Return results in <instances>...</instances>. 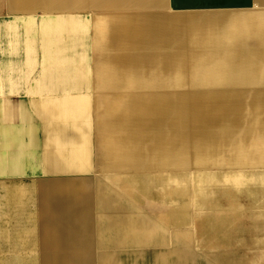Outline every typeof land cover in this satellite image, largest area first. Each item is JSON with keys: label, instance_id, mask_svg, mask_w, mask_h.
Instances as JSON below:
<instances>
[{"label": "crops", "instance_id": "1", "mask_svg": "<svg viewBox=\"0 0 264 264\" xmlns=\"http://www.w3.org/2000/svg\"><path fill=\"white\" fill-rule=\"evenodd\" d=\"M3 1L0 11L17 15L0 26V264H264V168L258 178L219 166L201 173L141 154L150 139L176 128L155 122L164 114L122 106L146 97L152 90L140 91L152 81L114 75L129 66L120 57L150 52L113 44L106 27L116 5ZM165 2L176 12L264 5ZM37 10L39 23L22 15ZM89 163L105 175L95 186L63 177L11 182L27 171L86 174Z\"/></svg>", "mask_w": 264, "mask_h": 264}, {"label": "bare ground", "instance_id": "2", "mask_svg": "<svg viewBox=\"0 0 264 264\" xmlns=\"http://www.w3.org/2000/svg\"><path fill=\"white\" fill-rule=\"evenodd\" d=\"M9 2L51 4L59 7L66 2H79V0H9ZM92 2L116 5V17L111 21V25L106 27L114 41L113 44L116 43L121 48L136 47L150 50L148 53L118 59L132 65L130 72L125 71L120 74L151 79L152 87L148 85V88L141 90L143 92L149 89L152 91L180 89L187 84V82L179 84L180 79L199 74L196 66L199 57L208 54L212 48L237 43L235 37L218 31L223 27V18L212 13L209 15L205 12L187 19H176L174 17L177 15L168 17L162 13L164 12L162 9L167 8L165 0H92ZM149 11H156L157 14L149 13ZM101 24L103 23H99L98 29L103 31L105 27ZM253 41L257 45H264V31H260ZM169 48H186L185 54L190 61L195 62L192 63L195 65L189 67L184 63L175 73H171L168 71L170 64L166 62L168 57L166 50ZM204 74L211 77L216 75L224 77L219 82H226L229 78H239L248 82L254 80V76H246L251 74L249 72L227 73L212 70L210 74ZM262 76L264 77V74ZM167 81L175 83H167ZM121 102L122 106L136 107L138 112L164 114L165 117L155 120L163 127L184 124L192 128L188 139L193 145L186 151L177 150L171 143L174 138L172 134L150 139L157 145V152L162 158L178 159L187 167L199 169V167L212 166L217 162L230 167L238 161L245 163L247 157L258 154V148L253 144L241 147L232 143L235 140L243 141L245 138L235 139L225 133L208 130V128H214V125L228 126L246 121L264 122V110L250 109L236 96L234 98L226 96L225 100H218L215 94L181 92L171 99L170 95H152L151 93L146 97H137L133 101Z\"/></svg>", "mask_w": 264, "mask_h": 264}, {"label": "rangeland", "instance_id": "3", "mask_svg": "<svg viewBox=\"0 0 264 264\" xmlns=\"http://www.w3.org/2000/svg\"><path fill=\"white\" fill-rule=\"evenodd\" d=\"M4 0L3 2H6ZM243 8H251L250 10H181V11H170L166 8L162 9L165 16L172 17V15H177L174 17L176 19L179 18H188L194 17L195 14L200 15L201 13H209V15L215 14L219 15L223 18V27L218 31L225 33L226 35H230L236 38L237 43L236 45H228V46H221L217 48H212L208 54H204L203 56L199 57L196 61L197 72L195 76H187L184 79H180L178 82L179 84L187 82L186 85L182 86L180 89L174 90H155L149 92L148 94L152 95H170V98L175 97V95L180 94L181 92L187 93H203L209 95H217L218 100H225V97L236 96L239 100H242L243 104L250 107V109L255 110H264V77L262 76V72H264V45H257L253 38L257 36L260 31H264V5L254 6L251 5L243 6ZM149 13H156V11H149ZM199 13V14H198ZM41 11L37 10L34 11L32 14H22L26 16H35V20L37 23L41 21L40 18ZM17 15L15 12H11L9 10H2L0 11V26L7 23V20L10 17ZM21 15V14H20ZM80 18H83L84 13L80 15ZM40 36V34H38ZM186 49V48H185ZM185 49H173L169 48L166 50L167 64H170L168 71L171 73H175L178 69H180V65L188 64L187 66L192 67L195 64L193 61H190L187 55L185 54ZM187 50V49H186ZM207 50V48L205 49ZM122 63V62H120ZM108 65V64H107ZM177 66V67H174ZM132 66L129 65L128 68H117L115 72L116 75H120L125 71H131ZM214 71H224L230 73H244L249 72L246 76L252 77L254 76V80L251 82L243 81L239 78H229L226 82H219V80L224 79V77L219 75L217 76H208V73ZM41 70H38V75L41 76ZM98 75L94 72V66L91 68L90 71V78L97 79ZM217 80V81H216ZM167 83H175L173 81H167ZM143 92V91H140ZM95 93V92H94ZM92 93L90 97H96L95 94ZM147 94V95H148ZM140 97V96H138ZM143 97V96H142ZM93 101V100H91ZM95 103V102H94ZM96 104V103H95ZM41 122V121H40ZM255 121H246L244 123H237V124H230L228 126L224 125H214V128H208L210 131H216L219 133H225L235 139L238 138H245V140H235L234 143L236 146L244 147L246 145H255L258 148V154H254L250 157H247V161L243 163L242 161H238L235 164L231 165L230 167L226 166L224 163H215L212 166L203 168L204 170L199 171L201 173H208L210 167L219 166L223 169H227L228 174H238L244 177H261V171L264 168V122ZM175 127L176 129H171V133L167 132L168 135H173V141L171 142L176 149L180 151L188 150L192 145V141L188 139L189 135L191 134L192 128L190 126H185L184 124L180 126H171ZM204 130L206 128H199ZM144 144V143H141ZM96 144H93V147ZM157 145L153 144L151 141L146 146L142 147L145 151L142 153H146L152 157H160L157 152ZM95 153L93 154V158L95 157ZM43 165L42 162H39ZM179 164H184L179 162ZM186 167L187 165L184 164ZM92 163H89V171L86 174H48L43 172H26L22 173V175H14L12 176V181L18 180H32V179H41V180H49L55 179V177L60 178H70V179H88L91 182L92 186H95V181L103 180L105 176L104 173L100 174L95 172L92 169ZM189 168L195 169L191 166ZM219 169H213L211 174L214 175L215 173H219ZM199 174V173H197ZM196 176V175H195ZM188 212L193 216L196 214V208L193 204H188L187 206ZM145 218L148 220H153L157 225H159L158 219L156 216H149L145 215ZM159 227H161L159 225ZM162 228V227H161ZM190 231L187 235H192V228L189 227ZM47 234V233H46ZM169 237V235H167ZM44 244H49L48 241ZM166 249L172 248V241L166 243ZM160 247V246H159ZM143 251L145 248H142ZM157 250L159 248H153V250ZM173 249V248H172ZM176 249V248H175ZM148 250V249H146ZM151 250V251H153ZM150 251V250H148ZM96 252V251H95ZM192 254H198V250H191Z\"/></svg>", "mask_w": 264, "mask_h": 264}]
</instances>
